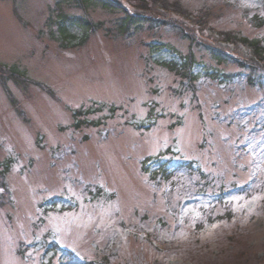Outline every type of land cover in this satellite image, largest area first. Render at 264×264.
I'll use <instances>...</instances> for the list:
<instances>
[{
  "label": "rangeland",
  "instance_id": "1",
  "mask_svg": "<svg viewBox=\"0 0 264 264\" xmlns=\"http://www.w3.org/2000/svg\"><path fill=\"white\" fill-rule=\"evenodd\" d=\"M112 1L0 0V264H264V0Z\"/></svg>",
  "mask_w": 264,
  "mask_h": 264
},
{
  "label": "trees",
  "instance_id": "2",
  "mask_svg": "<svg viewBox=\"0 0 264 264\" xmlns=\"http://www.w3.org/2000/svg\"><path fill=\"white\" fill-rule=\"evenodd\" d=\"M62 2L70 3L74 2L78 6H81L85 10L87 8L92 7H103L106 9H119L117 6L118 4L115 1L112 0H62ZM117 4V5H116ZM124 11V16L122 18V24L120 25V31H127L131 28L133 25L134 27H141L144 23L147 22L146 18L142 14L131 13V11H128L125 7L122 8ZM60 23H59V33L61 35V40H66L67 44H72L69 39L71 37H74V35L68 33L67 31V25L66 21L71 23H77L78 26L85 27L89 26L93 30L96 28V24L90 21L88 18H70L69 16H61L60 17ZM86 41V36L77 44L74 45H82ZM226 43L228 45H235L236 47L239 46V48L244 52L245 55L241 58H236L232 54H229L221 49H212V55L213 57L219 62L223 63L226 61H236L238 62L239 66H241L244 69H250L249 75V81L250 83H255V81H259L260 83L264 79V39H256L253 40L251 38H228ZM72 45V46H74ZM261 71V72H259ZM254 76V78L252 77ZM163 172L166 174V176H169V170L163 169ZM168 173V174H167ZM156 262V261H155ZM92 264V263H89Z\"/></svg>",
  "mask_w": 264,
  "mask_h": 264
},
{
  "label": "snow or ice",
  "instance_id": "3",
  "mask_svg": "<svg viewBox=\"0 0 264 264\" xmlns=\"http://www.w3.org/2000/svg\"><path fill=\"white\" fill-rule=\"evenodd\" d=\"M0 191H2V190H0Z\"/></svg>",
  "mask_w": 264,
  "mask_h": 264
}]
</instances>
